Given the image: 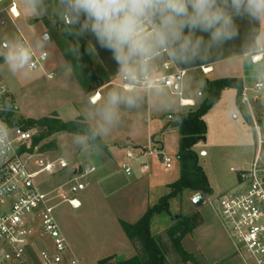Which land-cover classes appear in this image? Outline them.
I'll list each match as a JSON object with an SVG mask.
<instances>
[{
  "label": "rangeland",
  "instance_id": "obj_1",
  "mask_svg": "<svg viewBox=\"0 0 264 264\" xmlns=\"http://www.w3.org/2000/svg\"><path fill=\"white\" fill-rule=\"evenodd\" d=\"M18 2L25 7L26 14L19 20L10 19L8 10L13 3ZM44 5L46 11L42 7L38 13L29 11L25 0H6L0 5V87L4 88L6 96L14 100L15 120H39L54 114L64 122L82 119L93 127L109 147L108 151L96 150L86 137L59 133L33 149L31 143L30 161L37 159L47 164L63 160L70 165L66 170H60L56 165L54 174L41 175L37 183L43 192L50 193L57 225L79 262L99 264L101 260L120 255L127 260L134 257L137 250L120 223L137 222L149 208L168 196L171 192L169 186L180 179L181 168L177 157L180 134L177 129H170L168 124L174 120L172 117L191 109L181 108V99L195 101L194 109L200 106L206 95L199 97L198 93L205 92L207 82L200 72H189L182 81L180 97L167 89L149 93L141 90L130 92L138 96L136 106H121L119 121L107 134H101L98 130L97 109L104 104L110 92H124L114 86L99 90L104 86L98 79L101 69L81 36L76 39L86 42V53L95 65L93 73L98 81L92 83L85 94L78 93L76 88L83 87L88 80L86 70L69 50L71 44L60 35L51 21L42 19L39 24L27 22L29 16L42 17L40 14L48 15L53 11L59 21L65 24L56 12L55 0H44ZM46 36L48 40H45ZM23 40L34 53L47 54V61L41 71L31 72L27 66L15 71L11 69L6 59L9 47ZM65 72L70 75L65 77ZM50 73L55 75L52 80L47 78ZM220 73L217 71L215 75L219 76ZM245 76L248 89H252L259 81L264 82V62L256 66L248 64ZM72 77H76V82ZM97 91L101 100L93 104L92 99ZM258 96L254 100L251 92V109L248 105L240 109L237 90L225 89L218 103L204 117L207 125L206 141L199 143L194 150L199 156L200 166L208 178L213 195L204 196L205 205L196 209L190 193L184 192L171 200L170 214L157 215L152 219L151 232L160 237L167 264H242L212 201L220 195L238 190V176L233 171L248 169L254 159L257 133L248 117L252 119V110L257 122L264 120V91ZM18 127L26 129L25 125ZM260 130L264 136V126H260ZM29 131L33 137L37 135V130ZM135 147H142L144 152L153 150L154 154L135 162L132 166L135 171L128 176L122 169L125 151ZM159 153L172 160L171 169H166ZM142 163L149 166L146 175H140ZM93 168L94 172L90 175H82L86 169ZM74 169L78 170L77 176L73 175ZM75 178L86 188L72 194V188L77 186ZM64 195L68 199L78 200L81 207L74 209L63 199ZM195 214L200 215L201 224L183 240V247L193 260L184 262L174 250L167 230L177 225V217L180 215ZM46 243L52 246L51 240L46 239ZM35 255L31 256L33 259H27L21 264H37Z\"/></svg>",
  "mask_w": 264,
  "mask_h": 264
},
{
  "label": "built area",
  "instance_id": "obj_2",
  "mask_svg": "<svg viewBox=\"0 0 264 264\" xmlns=\"http://www.w3.org/2000/svg\"><path fill=\"white\" fill-rule=\"evenodd\" d=\"M6 0H0L2 5ZM12 19L20 17L16 4L13 3L8 10ZM26 48L28 43L21 42ZM31 50V49H30ZM164 55H161L162 57ZM256 57H259L257 59ZM253 65L264 61V52L257 55H245ZM47 61V54H36L31 50V61L27 68L31 72L41 71ZM204 74L208 70H203ZM152 74L157 80V86L151 87L143 81L129 83L120 75L118 86L127 93L136 90L154 91L167 89L172 94L182 95V81L187 72L177 70L169 61L154 65ZM54 74H48V79H53ZM264 91V82L259 81L252 89L244 86L241 103L250 105V93L254 100L259 98ZM4 88L0 87V121L7 126V136L0 145V264H21L35 255L37 264H81L72 254V251L63 237L54 217V206L50 193L43 192L37 179L44 174L52 175L56 165L60 170L70 168L69 163L59 160L57 163L45 164L42 160L30 161V144L33 134L19 127H13L3 117ZM202 94L199 93V96ZM190 102L191 104H185ZM183 107H193L191 101L180 100ZM252 126L257 133V149L250 167L246 170L233 171L238 176V190L216 197L212 203L216 205L223 226L235 245L236 252L242 264H264V136L254 117L252 110ZM153 150H143L135 153L127 150L125 163L122 165L124 173L133 174V164L142 158L152 156ZM158 156L166 167L172 168V160L162 153ZM94 169H86L84 174L89 175ZM149 166L141 164L140 173L147 174ZM73 175H78V170H73ZM81 175V176H82ZM77 186L75 192L84 191L86 185L74 180ZM75 194V193H74ZM65 201L78 209L81 204L75 198ZM206 200V199H205ZM52 241V246L46 243Z\"/></svg>",
  "mask_w": 264,
  "mask_h": 264
},
{
  "label": "clouds",
  "instance_id": "obj_3",
  "mask_svg": "<svg viewBox=\"0 0 264 264\" xmlns=\"http://www.w3.org/2000/svg\"><path fill=\"white\" fill-rule=\"evenodd\" d=\"M25 2L29 11H46L44 0ZM55 5L67 34L91 35L133 84L157 86L152 69L161 55L183 64L207 60L213 48L239 35V18L260 26L255 48L264 52V0H55ZM69 50L78 56V47ZM89 51L95 53V48ZM6 59L13 71L22 69L30 64L31 50L14 43ZM137 100L134 93L110 92L96 111L99 133L107 134L119 121L120 107L133 108ZM6 136L7 126L0 121V145Z\"/></svg>",
  "mask_w": 264,
  "mask_h": 264
},
{
  "label": "trees",
  "instance_id": "obj_4",
  "mask_svg": "<svg viewBox=\"0 0 264 264\" xmlns=\"http://www.w3.org/2000/svg\"><path fill=\"white\" fill-rule=\"evenodd\" d=\"M53 21L60 35L71 46L78 47L79 54L76 57L86 70L87 76L91 81V86L92 83H97L98 79L93 73V63L86 53V42H79L76 37L68 35L64 30L65 24L59 21L56 14L53 16ZM229 88L237 90V104L242 109L241 96L244 88L242 79L227 78L208 81L206 98L200 106L196 110L190 109L188 112L176 115L174 120L169 122L168 127L170 129H177L180 134L177 155L181 168L180 179L169 186L171 190L170 194L161 198L155 206L149 208L137 222L129 224L122 221L120 223L127 238L137 250L136 255L122 263H117L116 257H109L101 260L99 264H167L164 245L160 237L153 235L151 232L152 219L157 215L170 214L171 200L181 196L184 192H189L192 197L199 194L203 196L213 195L208 178L200 166L199 156L194 148L199 143L206 141L207 125L204 117L218 103L222 92ZM3 108V117L10 126L18 127L25 125V130L27 131L31 129L37 130V135L32 139V149L56 134L68 133L74 136L86 137L90 145L96 150L108 151L106 144L101 140L99 134L89 123L82 119L64 122L57 114H54L39 120L20 122L13 118L14 111H16L14 100L6 95L4 96ZM248 121L252 125L250 117H248ZM258 123L259 126H264V120ZM177 221V225L167 230V235L176 253L184 262H189L193 258L184 249L183 240L200 226L201 218L199 214L192 216L180 215Z\"/></svg>",
  "mask_w": 264,
  "mask_h": 264
},
{
  "label": "crops",
  "instance_id": "obj_5",
  "mask_svg": "<svg viewBox=\"0 0 264 264\" xmlns=\"http://www.w3.org/2000/svg\"><path fill=\"white\" fill-rule=\"evenodd\" d=\"M15 4L17 7V11L20 15V17L17 19V20H19L22 18V16L24 14H26V10H25V7H23L22 3L18 2ZM40 15L42 17L36 18V17H30L29 16V18H27V22L34 21V22H36V24H39L42 21V19H47V20L51 21L52 24L56 27L55 22L53 20H51V17L53 18V16L55 15V12L51 11L50 13H48V15L47 14H45V15L40 14ZM9 17H10V19H12L10 15H9ZM13 20H16V19H13ZM236 23L238 26L239 35L235 39L224 43L222 46L213 48L211 50L207 60L197 61V62L191 63V64H183V63L173 62L169 58H167V56L164 55V56L158 58L154 62V65H158L164 61H169L173 64V66L177 70L186 71L187 74L189 72H200L201 75L203 76L204 80H206V82L214 81V80H220V79H227V78H238V79H242L243 84L246 87L245 68L248 64H250L251 66H256V65H253L250 62L249 58H245V55L252 56V55H257V54L262 53L261 51H257L255 48V35L260 30V26L257 25V23L255 21H249V19H247L246 17L237 19ZM5 24L6 23H3V25H5ZM56 30H57V27H56ZM83 37H84L85 41L87 42L88 47L90 49L95 48V53H93V55H94L93 57L96 59V62L99 65V68L101 69V76L100 77L98 76V79L100 80L99 82L104 84V86L102 88H100L99 90L109 88L110 86H114L117 89L120 88L117 84L119 82V78H120L121 74L118 71L117 64L112 59L111 53L104 50V49L99 48V46L96 44L94 38L91 35H83ZM205 38H207V37H205ZM93 67H95L94 63H93ZM203 70H208V73L204 74ZM217 71L221 72L220 73L221 75H219V76L215 75L217 73ZM64 74H65V77L67 76V74L70 75L69 72H65ZM210 76H211V78H209ZM72 78H74V80L76 82V77H72ZM86 78H87L88 82L83 87H81V88L75 87L78 90L79 94L80 93L82 95L85 94L91 86L89 78L87 76H86ZM75 85H76V83H75ZM97 92L98 93H96L95 97L100 95L99 91H97ZM124 93H127V92H124ZM204 95H206V90L204 93H202L201 96H199V93H198L199 97H203ZM182 100L183 101H191V102H193L194 106L193 107H183L180 104L181 108H191V110H196V109H194V107L196 106L195 101H193L192 99H182ZM107 148L109 150L108 146H107ZM141 148L135 147L134 149H126V151L131 150V151L136 152L137 150H141ZM126 151H125V153H126ZM134 171H135V169H134ZM134 171H133V173H134ZM140 175H146V174L140 173ZM71 193L72 194L76 193L74 188H72Z\"/></svg>",
  "mask_w": 264,
  "mask_h": 264
},
{
  "label": "water",
  "instance_id": "obj_6",
  "mask_svg": "<svg viewBox=\"0 0 264 264\" xmlns=\"http://www.w3.org/2000/svg\"><path fill=\"white\" fill-rule=\"evenodd\" d=\"M46 37H45V40H48L49 38L48 37L46 38ZM171 119H174V118L172 117ZM205 203H206V200H205L204 196L201 194L192 197V204L194 205V207L196 209L202 208L205 205ZM177 219H179V217H177ZM124 261H125V257L122 255H120L116 258L117 263H122Z\"/></svg>",
  "mask_w": 264,
  "mask_h": 264
},
{
  "label": "bare ground",
  "instance_id": "obj_7",
  "mask_svg": "<svg viewBox=\"0 0 264 264\" xmlns=\"http://www.w3.org/2000/svg\"><path fill=\"white\" fill-rule=\"evenodd\" d=\"M101 100V97H100V95L99 96H97V97H94L93 98V100H92V102L94 103V104H97L99 101ZM185 104H191L190 102H186Z\"/></svg>",
  "mask_w": 264,
  "mask_h": 264
}]
</instances>
